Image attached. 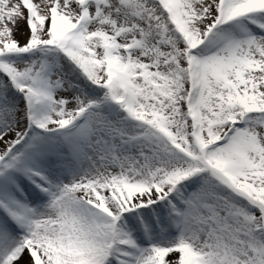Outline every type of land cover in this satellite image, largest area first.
<instances>
[{
    "label": "snow or ice",
    "instance_id": "1",
    "mask_svg": "<svg viewBox=\"0 0 264 264\" xmlns=\"http://www.w3.org/2000/svg\"><path fill=\"white\" fill-rule=\"evenodd\" d=\"M0 264H264V0H0Z\"/></svg>",
    "mask_w": 264,
    "mask_h": 264
}]
</instances>
